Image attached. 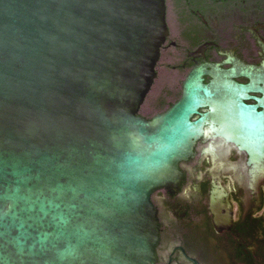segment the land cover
Wrapping results in <instances>:
<instances>
[{
	"label": "water",
	"instance_id": "obj_1",
	"mask_svg": "<svg viewBox=\"0 0 264 264\" xmlns=\"http://www.w3.org/2000/svg\"><path fill=\"white\" fill-rule=\"evenodd\" d=\"M166 35L164 0H0V264L155 262L151 195L176 187L212 96L193 69L137 115Z\"/></svg>",
	"mask_w": 264,
	"mask_h": 264
},
{
	"label": "flooded vegetation",
	"instance_id": "obj_2",
	"mask_svg": "<svg viewBox=\"0 0 264 264\" xmlns=\"http://www.w3.org/2000/svg\"><path fill=\"white\" fill-rule=\"evenodd\" d=\"M164 4L167 35L137 115L169 109L193 69L212 96L191 116L202 130L176 187L151 195L153 264H264V0Z\"/></svg>",
	"mask_w": 264,
	"mask_h": 264
}]
</instances>
